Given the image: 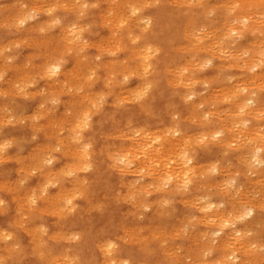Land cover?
<instances>
[{"label": "clouds", "instance_id": "1", "mask_svg": "<svg viewBox=\"0 0 264 264\" xmlns=\"http://www.w3.org/2000/svg\"><path fill=\"white\" fill-rule=\"evenodd\" d=\"M0 264H264V0H0Z\"/></svg>", "mask_w": 264, "mask_h": 264}]
</instances>
